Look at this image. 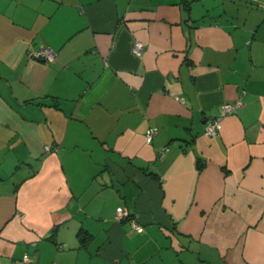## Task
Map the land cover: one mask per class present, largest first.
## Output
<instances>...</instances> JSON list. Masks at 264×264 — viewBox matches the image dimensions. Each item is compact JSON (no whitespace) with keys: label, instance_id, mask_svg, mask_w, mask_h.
I'll use <instances>...</instances> for the list:
<instances>
[{"label":"crops","instance_id":"1","mask_svg":"<svg viewBox=\"0 0 264 264\" xmlns=\"http://www.w3.org/2000/svg\"><path fill=\"white\" fill-rule=\"evenodd\" d=\"M0 264H264V0H0Z\"/></svg>","mask_w":264,"mask_h":264},{"label":"built area","instance_id":"2","mask_svg":"<svg viewBox=\"0 0 264 264\" xmlns=\"http://www.w3.org/2000/svg\"><path fill=\"white\" fill-rule=\"evenodd\" d=\"M142 47H143V44L141 42L134 41L132 43V52L135 55L139 56L141 54ZM30 56L32 58L42 59L46 62L52 61L54 58L53 52L49 48H46V47H41L36 51H32L30 53ZM179 99L182 100V98H179ZM240 103H241L240 100H235L233 102L224 103L222 106L223 113H230V112L236 111V109L240 105ZM220 128H221V122H220L219 118H211V119H208L205 121L204 132H205V134H207L209 136H214ZM157 132H158V129L156 126H149L144 133L145 141L147 143L151 142L153 137L157 134ZM166 150H167L166 147L162 148L160 150V155H163ZM115 217L117 220L128 219L129 222L131 223V225L135 229H137L139 231L142 230L141 225H139L131 217V214L129 213V211L123 207H118L116 209ZM26 259H27V256H24V260H26Z\"/></svg>","mask_w":264,"mask_h":264},{"label":"water","instance_id":"3","mask_svg":"<svg viewBox=\"0 0 264 264\" xmlns=\"http://www.w3.org/2000/svg\"><path fill=\"white\" fill-rule=\"evenodd\" d=\"M40 60H42V59H40Z\"/></svg>","mask_w":264,"mask_h":264}]
</instances>
